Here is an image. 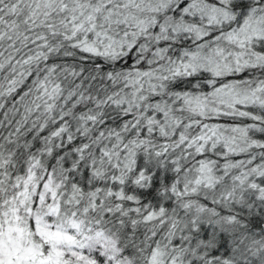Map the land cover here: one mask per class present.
Segmentation results:
<instances>
[{"label":"snow or ice","instance_id":"snow-or-ice-1","mask_svg":"<svg viewBox=\"0 0 264 264\" xmlns=\"http://www.w3.org/2000/svg\"><path fill=\"white\" fill-rule=\"evenodd\" d=\"M0 264H264V0H0Z\"/></svg>","mask_w":264,"mask_h":264}]
</instances>
